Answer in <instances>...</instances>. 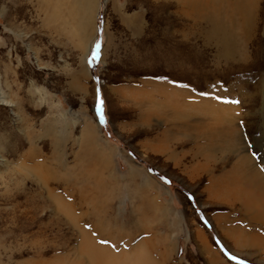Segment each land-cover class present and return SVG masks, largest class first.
I'll list each match as a JSON object with an SVG mask.
<instances>
[{
	"label": "rangeland",
	"instance_id": "374dc122",
	"mask_svg": "<svg viewBox=\"0 0 264 264\" xmlns=\"http://www.w3.org/2000/svg\"><path fill=\"white\" fill-rule=\"evenodd\" d=\"M97 2L84 62L36 0H0V264H264V224L209 192L235 157L209 159L202 112L230 106L237 159L264 174V0L229 60L209 1Z\"/></svg>",
	"mask_w": 264,
	"mask_h": 264
},
{
	"label": "bare ground",
	"instance_id": "6f19581e",
	"mask_svg": "<svg viewBox=\"0 0 264 264\" xmlns=\"http://www.w3.org/2000/svg\"><path fill=\"white\" fill-rule=\"evenodd\" d=\"M181 1L190 9L198 8L203 1L207 3L209 1V39L217 45L218 55L225 60L233 59L238 54L239 49L243 48V39L250 38L252 30L256 28L257 3L259 0ZM96 2L97 0H36L39 11L45 12V19L51 24L52 31L56 32L61 27L70 26L74 37L83 38L81 42V45L84 43L82 61L85 59L87 50L92 47L96 33ZM243 53L246 54L244 51L240 54L242 55ZM218 105L220 108H216L214 102H211L207 111L206 109L202 110V112L209 113V131L207 130L209 132V159L211 158L210 155L213 158L214 152L221 150L222 152L229 151L230 154H233L235 162L231 165L230 171L228 170V172L214 180L210 179L209 192L210 194L212 193V197H217L220 200L225 195V198L231 200L229 203L231 207H235V202L240 200V210L249 218L256 219L264 224V174L257 172L255 169L245 170L250 163L247 157L244 156L237 159V155L241 154V151L247 150V147L243 140L238 137V130H233L232 125H229V122L232 121L229 117L231 114L230 106ZM263 110L261 112L262 115ZM94 123L96 127H94L93 122L85 121L86 128L84 127V133L88 134V136H90L91 128L99 131L98 124L96 121ZM198 138L204 139L201 134ZM237 144L241 145L238 151H236ZM211 151L213 153H210ZM39 174L42 180L46 176H50L49 174H43L41 170ZM89 244L92 243L89 242ZM95 249L94 246H90V250ZM133 259L138 264L143 262L150 264L145 257L144 260L139 256Z\"/></svg>",
	"mask_w": 264,
	"mask_h": 264
},
{
	"label": "snow or ice",
	"instance_id": "6c2138e0",
	"mask_svg": "<svg viewBox=\"0 0 264 264\" xmlns=\"http://www.w3.org/2000/svg\"><path fill=\"white\" fill-rule=\"evenodd\" d=\"M98 50H99V45H97V51L93 53V60H95L97 58ZM231 102L232 103H237V104L239 103L238 100L231 101ZM102 106H103V100H100L98 98L97 111H98V113L100 115L101 122L104 121V114H103V108H102ZM253 155L255 156L256 154L253 153ZM102 243H106V242L105 241H102ZM231 258L234 259V260L237 259V257H235V256H233ZM241 264H244V262H241Z\"/></svg>",
	"mask_w": 264,
	"mask_h": 264
}]
</instances>
